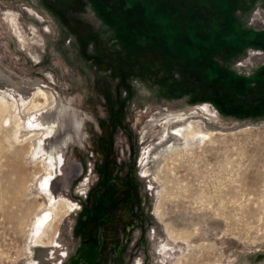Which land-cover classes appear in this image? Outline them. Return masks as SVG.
Masks as SVG:
<instances>
[{
	"label": "rangeland",
	"instance_id": "374dc122",
	"mask_svg": "<svg viewBox=\"0 0 264 264\" xmlns=\"http://www.w3.org/2000/svg\"><path fill=\"white\" fill-rule=\"evenodd\" d=\"M228 5L0 0V70L83 119L54 171L0 86V264H264V47L227 42L264 30V0Z\"/></svg>",
	"mask_w": 264,
	"mask_h": 264
},
{
	"label": "bare ground",
	"instance_id": "6f19581e",
	"mask_svg": "<svg viewBox=\"0 0 264 264\" xmlns=\"http://www.w3.org/2000/svg\"><path fill=\"white\" fill-rule=\"evenodd\" d=\"M1 85L4 88H7L13 96L15 93H17L21 101H24V108L33 112L32 117L30 118L31 126L34 128L38 127L48 129L49 136L43 140L42 149L49 154L50 160L54 166V171H57L64 152L69 148L71 143L76 142L79 139L80 128L83 120L82 117L74 111L71 117L67 118L69 116V112H67V109L60 103L54 102L53 104L45 105L48 101L45 92L40 90L34 94L32 89L22 85L18 81H14L11 77L5 75L0 70V86ZM36 95H41L43 102L35 100L34 97ZM12 108L13 103L10 104L4 97H0V115H2V117H4L3 114L6 115L10 113ZM14 118L15 116L13 119ZM6 122H8L7 119L5 123ZM197 128L198 125L189 123L187 126L183 125L181 127L174 128L172 133L175 136L178 135L183 137V139L187 142L193 141L195 138H199V136L202 140L205 136V133L201 132V130H197ZM18 183L20 184V181ZM52 183L53 182L47 184V186L48 190L55 195V192L52 188ZM25 212H27V208H24L21 205L15 210H7L4 218L7 222L13 224L9 228V231L13 232L14 234L19 231V223Z\"/></svg>",
	"mask_w": 264,
	"mask_h": 264
},
{
	"label": "trees",
	"instance_id": "16d2710c",
	"mask_svg": "<svg viewBox=\"0 0 264 264\" xmlns=\"http://www.w3.org/2000/svg\"><path fill=\"white\" fill-rule=\"evenodd\" d=\"M214 4L216 5L215 11L218 15V17H223V20L226 22L229 20V10H230V5H228V0H214ZM211 16V15H209ZM211 18V17H209ZM211 20V19H210ZM230 22V21H229ZM228 22V24H229ZM210 23V22H209ZM233 21L231 20V24L228 25V39L227 42H233L234 47H237V49H243L247 46H252V47H264V30L254 32L250 29L247 28H238V25L234 24L235 29L234 32L231 30V25ZM240 27V26H239ZM261 38V39H260ZM264 70V69H263ZM229 78L233 81H241L244 83H251L252 79L250 77H243L241 75L234 74L232 72L228 73ZM213 105L223 112V106L218 103L217 101H212Z\"/></svg>",
	"mask_w": 264,
	"mask_h": 264
},
{
	"label": "built area",
	"instance_id": "2783aa9c",
	"mask_svg": "<svg viewBox=\"0 0 264 264\" xmlns=\"http://www.w3.org/2000/svg\"><path fill=\"white\" fill-rule=\"evenodd\" d=\"M257 15V14H256Z\"/></svg>",
	"mask_w": 264,
	"mask_h": 264
}]
</instances>
